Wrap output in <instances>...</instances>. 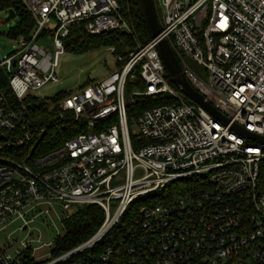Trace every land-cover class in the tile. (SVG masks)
Returning a JSON list of instances; mask_svg holds the SVG:
<instances>
[{"label": "built area", "instance_id": "1", "mask_svg": "<svg viewBox=\"0 0 264 264\" xmlns=\"http://www.w3.org/2000/svg\"><path fill=\"white\" fill-rule=\"evenodd\" d=\"M19 2L34 27L0 61V264H264V145L233 128L264 137V0H153L159 36L126 55L109 47L115 70L56 101L36 92L60 82L71 26L134 34L129 0ZM51 37L53 50L39 45ZM160 39L227 124L180 93ZM32 99L53 116L32 117ZM51 125L67 137L42 151ZM83 204L104 211L92 236L58 254L60 235L31 245L32 223Z\"/></svg>", "mask_w": 264, "mask_h": 264}, {"label": "trees", "instance_id": "2", "mask_svg": "<svg viewBox=\"0 0 264 264\" xmlns=\"http://www.w3.org/2000/svg\"><path fill=\"white\" fill-rule=\"evenodd\" d=\"M131 8L129 9V22L134 27V34H130L123 31H113L101 36H93L86 32L83 23H75L71 26L70 33L64 40L65 51L72 53H85L88 51L96 50L100 47L116 48L115 54L126 55L130 51L134 50L137 43L145 44L151 40L146 25L137 9L135 0H129ZM14 9L16 16H20V21L11 30L10 35L13 37L30 36V33L34 27V19L21 2L15 0H0V9ZM137 42V43H136ZM4 81V78H3ZM4 85H6L3 82ZM66 92H61L53 98V101L65 96ZM151 102L148 106L152 105ZM46 102H36L31 100L29 106L30 113L35 119H49L53 116V111L49 110ZM144 105V104H143ZM63 129L55 125H51L43 139L42 151H48L51 148L56 147L62 136L67 137L63 133ZM183 188H176L174 190L180 192ZM140 200H137L131 205L139 204ZM104 219L103 209L96 204H83L77 207L76 212L69 218L63 221V235L59 236L56 240V254L66 251L82 241L86 240L94 234Z\"/></svg>", "mask_w": 264, "mask_h": 264}, {"label": "rangeland", "instance_id": "3", "mask_svg": "<svg viewBox=\"0 0 264 264\" xmlns=\"http://www.w3.org/2000/svg\"><path fill=\"white\" fill-rule=\"evenodd\" d=\"M131 8L130 3L127 5L126 2L122 3V12L127 16L129 20V9ZM8 16V11L6 9H0V61L8 54L12 53L14 48L18 44V37H13L10 35L11 30L20 21V16H16L9 21L5 22ZM137 43V42H136ZM39 45L44 48H50L53 50L54 41L53 38H47L46 40H40ZM140 45L137 43V47ZM114 47V46H113ZM116 53V52H115ZM186 61L188 65L197 73L207 78L206 70L203 66L199 65L192 58L186 56ZM116 59L109 47H100L93 51H88L85 53H72L65 51L59 59V65L56 68V73L60 78L58 83H48L43 88L39 89L36 93L38 96L44 100H51L55 95L66 90L76 91L81 86L100 79L106 76L109 72L115 70ZM180 93L191 102V99L180 90ZM120 184V182L115 184L112 181V186ZM116 200L111 202L112 207L115 206ZM59 217H53L52 219L46 217H40L38 220L43 221L42 223H32L30 226L36 227L30 236V238L37 239L40 237L41 242L33 241L31 245L33 247H39L42 243L51 242L56 236H62L63 231V221L61 218L64 214L59 209ZM22 224L21 220L13 223L11 228L7 231L10 232L14 228ZM52 250L51 246H42L35 253L36 259L44 260L48 253Z\"/></svg>", "mask_w": 264, "mask_h": 264}, {"label": "water", "instance_id": "4", "mask_svg": "<svg viewBox=\"0 0 264 264\" xmlns=\"http://www.w3.org/2000/svg\"><path fill=\"white\" fill-rule=\"evenodd\" d=\"M15 1L19 2V0ZM135 3L146 25L151 40H155L159 36L161 29L158 18L156 16L153 0H135ZM14 17H16L14 9H8V16L5 19V22L9 21ZM156 48L166 68L169 79L189 98H191L196 103L200 104L216 118L227 124L229 120L220 112H218L208 101H206L205 97L198 91H196L188 82L170 43L166 39H160L156 44ZM233 128L238 130L247 138L255 140L256 142L264 145L263 136L247 131L237 125H234Z\"/></svg>", "mask_w": 264, "mask_h": 264}]
</instances>
